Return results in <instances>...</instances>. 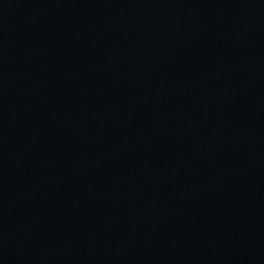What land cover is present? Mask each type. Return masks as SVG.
Instances as JSON below:
<instances>
[{
  "label": "water",
  "instance_id": "1",
  "mask_svg": "<svg viewBox=\"0 0 264 264\" xmlns=\"http://www.w3.org/2000/svg\"><path fill=\"white\" fill-rule=\"evenodd\" d=\"M0 264H264V0H0Z\"/></svg>",
  "mask_w": 264,
  "mask_h": 264
}]
</instances>
